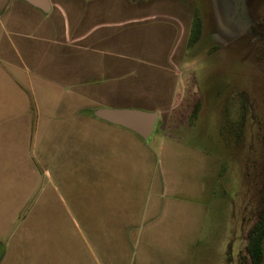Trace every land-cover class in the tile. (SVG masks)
<instances>
[{
	"label": "crops",
	"instance_id": "crops-1",
	"mask_svg": "<svg viewBox=\"0 0 264 264\" xmlns=\"http://www.w3.org/2000/svg\"><path fill=\"white\" fill-rule=\"evenodd\" d=\"M47 1L44 10L27 0H0V264H185L205 205L177 206L174 167L165 170V159H148L147 150L129 159L128 148L143 149V138L94 114L117 99L131 100L130 83L118 82L116 66L102 65L99 50L86 60L78 44L83 34L72 38L66 30L67 40L62 33L52 42L53 20L69 9L83 14L81 5L89 0ZM172 76L143 104L158 112L162 134L175 142L167 129L174 115L177 127L186 113ZM97 131L100 143L88 156L93 203L86 205V139ZM38 188L39 198L32 200ZM63 209L77 213V244L69 239ZM184 216L188 228L181 227Z\"/></svg>",
	"mask_w": 264,
	"mask_h": 264
},
{
	"label": "rangeland",
	"instance_id": "rangeland-1",
	"mask_svg": "<svg viewBox=\"0 0 264 264\" xmlns=\"http://www.w3.org/2000/svg\"><path fill=\"white\" fill-rule=\"evenodd\" d=\"M123 1L89 0L79 15L64 7L67 14L53 20L50 38L63 33L67 40L66 30L72 38L83 34L78 44L85 47L86 60L99 50L95 57L102 65L116 66L118 82L130 83L131 100L117 99L110 107L150 111L143 100L157 94L168 76L178 79L180 110L186 114L177 127L174 115L167 129L178 140L165 137L158 123L149 140L140 138L143 149L130 145L129 159L144 150L148 159H165V170L174 167L177 206L205 205L204 222L183 263L251 264L248 232L264 205V0ZM98 132L86 139V205L93 203L88 156L93 143H100ZM39 193L38 188L32 200ZM51 196L59 203L60 195ZM63 213L69 239L81 242L77 213ZM182 220L181 227L188 228V217Z\"/></svg>",
	"mask_w": 264,
	"mask_h": 264
},
{
	"label": "water",
	"instance_id": "water-1",
	"mask_svg": "<svg viewBox=\"0 0 264 264\" xmlns=\"http://www.w3.org/2000/svg\"><path fill=\"white\" fill-rule=\"evenodd\" d=\"M27 1L44 10L49 9V3L47 0ZM94 114L110 123L121 125L138 133L145 140H149V138L152 136L158 121L157 111H146L137 108L101 107L96 109ZM1 253L2 247L0 245V256ZM262 264H264V257Z\"/></svg>",
	"mask_w": 264,
	"mask_h": 264
},
{
	"label": "trees",
	"instance_id": "trees-1",
	"mask_svg": "<svg viewBox=\"0 0 264 264\" xmlns=\"http://www.w3.org/2000/svg\"><path fill=\"white\" fill-rule=\"evenodd\" d=\"M243 6L247 8L246 3H244ZM235 10L237 9L235 8ZM263 243H264V205L260 209L255 223L248 232V243L246 246V250L249 254L251 264H262L264 257ZM2 253H3V247H2Z\"/></svg>",
	"mask_w": 264,
	"mask_h": 264
}]
</instances>
